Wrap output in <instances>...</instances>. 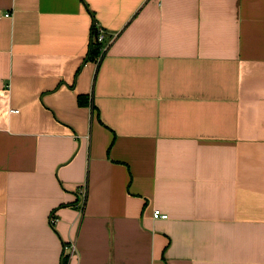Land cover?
<instances>
[{
	"label": "crops",
	"instance_id": "1",
	"mask_svg": "<svg viewBox=\"0 0 264 264\" xmlns=\"http://www.w3.org/2000/svg\"><path fill=\"white\" fill-rule=\"evenodd\" d=\"M65 260L264 264V0H0V264Z\"/></svg>",
	"mask_w": 264,
	"mask_h": 264
},
{
	"label": "built area",
	"instance_id": "2",
	"mask_svg": "<svg viewBox=\"0 0 264 264\" xmlns=\"http://www.w3.org/2000/svg\"><path fill=\"white\" fill-rule=\"evenodd\" d=\"M93 40H97L98 42L102 43V50L100 56L96 59V62H100L102 60V57L105 55L106 50L108 49V46L111 42H109L106 39L105 32L103 29L99 28L97 26L96 32L93 35ZM82 194L85 195V191H82ZM154 218H160V219H167L168 214H165L161 212V210L156 209L153 214ZM58 217L56 214H52L50 218L51 225H55L57 223ZM69 252L68 254L73 256L75 254V244H70L65 247Z\"/></svg>",
	"mask_w": 264,
	"mask_h": 264
},
{
	"label": "trees",
	"instance_id": "3",
	"mask_svg": "<svg viewBox=\"0 0 264 264\" xmlns=\"http://www.w3.org/2000/svg\"><path fill=\"white\" fill-rule=\"evenodd\" d=\"M96 29H97V25L94 24L93 28H92V40H91L90 49H89V56H88V58L90 60H93V61H96V59L100 56L101 50H102V46H103L102 43L98 42L97 40H93V35L95 34ZM80 102L82 104L85 103L83 101V98L80 99ZM66 261L67 260H65L63 264H66Z\"/></svg>",
	"mask_w": 264,
	"mask_h": 264
}]
</instances>
